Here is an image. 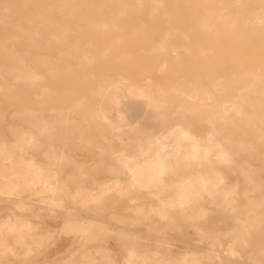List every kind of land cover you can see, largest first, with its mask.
Returning a JSON list of instances; mask_svg holds the SVG:
<instances>
[{"label": "bare ground", "instance_id": "1", "mask_svg": "<svg viewBox=\"0 0 264 264\" xmlns=\"http://www.w3.org/2000/svg\"><path fill=\"white\" fill-rule=\"evenodd\" d=\"M129 55L144 74L119 69ZM0 93L2 201L77 215L78 241L115 236L106 263L264 264V0H0ZM71 136L111 158L97 190L81 161L58 177ZM110 195L125 212L79 211ZM0 217L20 248L48 224Z\"/></svg>", "mask_w": 264, "mask_h": 264}, {"label": "rangeland", "instance_id": "2", "mask_svg": "<svg viewBox=\"0 0 264 264\" xmlns=\"http://www.w3.org/2000/svg\"><path fill=\"white\" fill-rule=\"evenodd\" d=\"M123 62L124 63L119 64L117 66L120 67L119 69L124 70L125 73H127L128 75L130 73L134 76H140L144 74L143 61L139 62L142 68L140 71L137 72H134V69L130 67V63L136 62L134 59H131L130 55L126 56L123 59ZM109 69L110 67H106L103 69H98L96 70V72L99 74L101 71H106ZM95 81L96 79L93 80V82ZM10 96H13V93H11ZM8 108L9 104L6 101V97L2 93H0L1 123L3 115L5 114ZM25 114H29V112L26 111ZM185 120L186 119L182 120V122H184ZM176 121L177 120H174V122ZM0 126V137L4 139H12L10 134H7L5 128H2V124H0ZM75 126L76 130L87 132L90 129L89 127H91L92 125L88 126L86 124H83V122H79L78 125ZM60 131L61 129H54L52 132L49 133L46 140H55L57 136H63ZM66 140V145L72 147L75 156L71 159L64 158L58 161L57 166L59 179L64 181L67 173L70 171V166L72 162L81 161V171L84 174L85 180L78 184L84 189H86V192L90 189L93 190L94 188L95 190H97L100 182L104 181V179H107L108 177H111V174L108 173L111 168V158L105 157L104 159V157L102 156H94L92 154H89V149L86 144L81 142L76 137L71 136ZM43 145H40L37 150ZM30 153L38 160V154L36 155V153L32 152L31 150ZM219 168L225 171V173H227V169L226 167H224V165H220ZM0 193V195L3 194V192ZM25 194L27 195L20 196L21 199L27 200V196L33 195L34 192L31 193V191H26ZM114 197L115 195H110L109 199H105L104 201L97 203L96 207H91V204L89 203H82L81 205L79 204V211L83 214H89L93 216L95 215V217L105 222L109 220V214L114 213L117 215L119 213L125 212V201H113ZM64 207L68 208L70 206L67 204L64 205ZM4 211H13L18 215H28L32 224H38V222H48V224H50H41L40 229L44 231V234H41L40 236H38L37 234L33 237H26L25 244L20 248L18 242H15V239L12 237V235L10 233L5 232L7 224H4V219L0 217V227H2L3 229L1 235L4 238L0 241V248H2L3 251L0 252V264H6L7 260L12 262V264H25L22 262L23 260H25L26 262H30L27 264H115L113 262L106 263L105 261L107 259H110L111 261L118 260L123 254L122 249L120 248L118 243H116L112 239V237L115 236H111L110 239L104 242L98 240H75L72 232H67L65 230V227L67 225L65 223L71 222V220L76 219L77 215H70L68 216V218L63 215H57L56 217L55 214H58L56 211H53V213L49 212L44 206L38 209V205L31 207V205L28 203L19 204L15 201L6 202L2 201V199L0 198V214H3ZM4 243L7 245V247L11 248L10 251L6 252L4 250ZM78 245L90 247L91 250H87L85 252H82L81 250L74 251V247ZM97 247H99V250L95 251ZM102 247H106L108 251L106 250V253H103L100 250ZM170 247L172 250L170 251V253H176L183 249V245L176 240L170 241ZM45 256L50 258L46 262H44Z\"/></svg>", "mask_w": 264, "mask_h": 264}]
</instances>
